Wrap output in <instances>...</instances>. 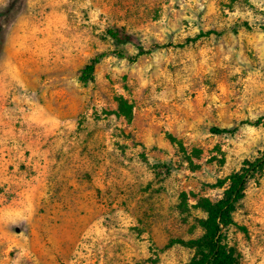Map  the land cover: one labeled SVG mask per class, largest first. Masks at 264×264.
<instances>
[{
    "label": "rangeland",
    "instance_id": "obj_1",
    "mask_svg": "<svg viewBox=\"0 0 264 264\" xmlns=\"http://www.w3.org/2000/svg\"><path fill=\"white\" fill-rule=\"evenodd\" d=\"M109 29L167 47L130 62ZM263 116L264 0H0V264H188L170 241L203 234ZM234 221L264 264V170Z\"/></svg>",
    "mask_w": 264,
    "mask_h": 264
},
{
    "label": "trees",
    "instance_id": "obj_2",
    "mask_svg": "<svg viewBox=\"0 0 264 264\" xmlns=\"http://www.w3.org/2000/svg\"><path fill=\"white\" fill-rule=\"evenodd\" d=\"M242 26L251 30L248 23H243ZM107 34L118 44H132L135 46L138 54L134 57L127 55L124 51L116 53L119 58L128 59L130 62H135L139 57L150 54L154 50L167 47L166 45H155L152 49L145 50L138 40L125 29H109ZM222 34L217 31H207L200 33L196 40L212 35L221 36ZM105 56V54H101L86 64L80 77V81L84 85L95 81L96 67ZM244 124L255 127L264 126V116L255 122H242V125ZM236 131L237 128L212 129L215 134H235ZM263 170L264 150L256 158L246 160L242 168L228 178V187L225 189L221 200L211 202L209 199H200L198 201V207L205 213L204 218L196 219L203 234L190 240L174 239L170 241L169 245H180L192 250L193 256L188 264H241L237 249L232 247L228 241V233L235 225L234 215L238 204L245 198L248 183L260 176ZM181 210L184 212L183 209Z\"/></svg>",
    "mask_w": 264,
    "mask_h": 264
}]
</instances>
